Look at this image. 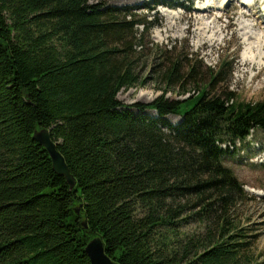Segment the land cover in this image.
Masks as SVG:
<instances>
[{"label":"trees","instance_id":"16d2710c","mask_svg":"<svg viewBox=\"0 0 264 264\" xmlns=\"http://www.w3.org/2000/svg\"><path fill=\"white\" fill-rule=\"evenodd\" d=\"M100 1L0 0V264H92L97 237L120 264H264L236 222L250 193L227 165L264 134V101L231 89L228 59L201 83L165 49L163 94L133 112L118 95L139 84L151 27ZM176 86L190 96L166 97ZM42 129L74 188L34 139Z\"/></svg>","mask_w":264,"mask_h":264},{"label":"rangeland","instance_id":"374dc122","mask_svg":"<svg viewBox=\"0 0 264 264\" xmlns=\"http://www.w3.org/2000/svg\"><path fill=\"white\" fill-rule=\"evenodd\" d=\"M163 1H100L108 8L129 9L151 27L145 38L149 50L145 53L143 67L138 72L142 81L134 88L122 90L118 95L125 107L137 113L132 108L134 104L151 103L163 94L166 84L161 73L165 66L170 65L163 54L165 49H176L171 57H184L183 65L188 64L186 59H191V64L197 68V74H201L198 79L201 83L208 82V68L216 71L222 61L228 59L234 67L231 89L243 101H264V30L252 19L257 16V13H253V7L244 8L241 0H195L193 5L186 8L169 9L158 5ZM251 1L259 3L258 9L262 12L257 17H263L264 0ZM207 5L215 8L214 14L199 15L197 10L200 12ZM219 6L222 7L219 9ZM242 13L246 17L241 16ZM246 14H252L251 18ZM261 24H264L262 18ZM244 27H247L245 31L242 30ZM247 32L250 33L245 36ZM194 90L195 87L191 88L190 94L195 93ZM189 96V93L183 94L179 86L166 94V97L178 100ZM145 113L155 115L152 111ZM168 120L172 124L180 121L176 116H169ZM231 159L227 165L234 170L245 190L250 193L248 201L241 204L236 212V222L251 229L250 235L254 236L252 250L258 255V262H264V134L255 132L253 138L242 143L240 156L234 155Z\"/></svg>","mask_w":264,"mask_h":264},{"label":"water","instance_id":"95a60500","mask_svg":"<svg viewBox=\"0 0 264 264\" xmlns=\"http://www.w3.org/2000/svg\"><path fill=\"white\" fill-rule=\"evenodd\" d=\"M34 139L48 151L56 174L64 177L71 189L74 188L76 180L71 174L64 157L57 150L56 144L52 141L50 131L47 129L36 130L34 133ZM80 208L76 209L77 214L80 213ZM83 227L84 229L88 228L87 222L83 223ZM86 253L88 254L92 264H120L113 261L106 254L104 242L99 237L90 241L86 247Z\"/></svg>","mask_w":264,"mask_h":264},{"label":"bare ground","instance_id":"6f19581e","mask_svg":"<svg viewBox=\"0 0 264 264\" xmlns=\"http://www.w3.org/2000/svg\"><path fill=\"white\" fill-rule=\"evenodd\" d=\"M216 1V0H215ZM241 2V5L244 7V8H247V7H253L254 8V12L253 13H257V16H258V13L260 14L262 11L260 10L259 11V3L258 2H256V3H253L251 0H241L240 1ZM216 3V2H215ZM231 4H232V2H230V6H231ZM256 4V5H255ZM217 7H218V5H217ZM222 6H219V9L221 8ZM262 8V7H261ZM215 8L214 7H212L211 5H207V6H204L203 8H202V10H200V12H198L199 10H197V13H199V15H209L210 13H212V14H214L213 13V10H214ZM264 10V9H263ZM245 13V12H244ZM244 13H242V15L241 16H243V17H246V16H244ZM252 13V14H253ZM252 14H250V15H248V14H246L247 16H251ZM256 16V18H252V19H255V22L259 25V27L260 28H263V30H264V24L262 25L261 24V18L264 20V16L263 17H257ZM200 18V17H199ZM220 18V17H219ZM251 18V17H250ZM198 19V18H197ZM192 20H195V19H192ZM192 23V22H191ZM194 23V22H193ZM190 24V23H189ZM243 24V23H242ZM206 26V25H205ZM247 29V27H244L242 30H246ZM188 30V29H187ZM190 31V30H189ZM248 33H250V32H247L246 34H245V36H247L248 35ZM256 34V33H255ZM252 36H254V35H252Z\"/></svg>","mask_w":264,"mask_h":264}]
</instances>
